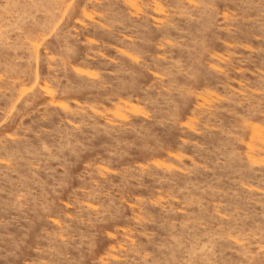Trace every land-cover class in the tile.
<instances>
[{
	"label": "rangeland",
	"instance_id": "obj_1",
	"mask_svg": "<svg viewBox=\"0 0 264 264\" xmlns=\"http://www.w3.org/2000/svg\"><path fill=\"white\" fill-rule=\"evenodd\" d=\"M0 264H264V0H0Z\"/></svg>",
	"mask_w": 264,
	"mask_h": 264
}]
</instances>
